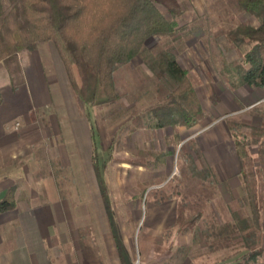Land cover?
<instances>
[{"label": "rangeland", "instance_id": "rangeland-1", "mask_svg": "<svg viewBox=\"0 0 264 264\" xmlns=\"http://www.w3.org/2000/svg\"><path fill=\"white\" fill-rule=\"evenodd\" d=\"M153 1L162 11L180 9L183 12L181 26L185 25L186 30L179 33L176 41L166 37L151 39L144 55L116 73L121 101L110 107H89V111L96 131L102 136V145L96 150L98 171L113 180L141 176L144 173L139 171L140 165L147 166L150 169L147 175L154 180L150 185L159 189H153L148 197L145 195L142 202L152 200L151 195L156 197V203L167 201L164 205L172 208V212L178 209L177 223L161 231L165 223H160V218L149 220L147 204L134 205L128 197L129 191L115 189V183H111L113 193L106 184L105 200L113 212L118 213L114 217L119 229L127 233L126 237L134 239V261L139 260L141 264H239L246 258L249 246L238 232L230 234L225 228L235 226L233 212L242 217L251 216L250 208L240 203L248 199L250 187H255L261 212L260 242L256 246L264 249V106H256L264 100H256L258 88L240 84L239 66L243 70L250 67L244 60L253 46L239 48L229 40L228 34L240 24L258 28L260 22L238 11L237 0ZM168 50L189 73L207 118L182 133H175L171 127L132 132L135 126L132 120L137 115L142 117L176 88L174 82L158 80L149 66L152 63L158 71V61ZM261 92L264 95V89ZM227 122L241 127L242 134L247 136L246 147H234L235 139ZM222 144L235 148L241 169L250 174V183H246L241 174L229 176L230 171L225 172L222 163L213 167L210 151ZM139 185L135 183V187ZM118 186L125 187L128 183ZM75 187L79 195L74 191L72 195L79 196L75 198L79 205L81 194L79 186ZM198 215L201 217L193 233L182 234L179 220L181 223L182 218L185 224ZM150 225L152 231H149ZM208 233L209 240L205 236ZM261 259L264 260V255Z\"/></svg>", "mask_w": 264, "mask_h": 264}, {"label": "crops", "instance_id": "crops-1", "mask_svg": "<svg viewBox=\"0 0 264 264\" xmlns=\"http://www.w3.org/2000/svg\"><path fill=\"white\" fill-rule=\"evenodd\" d=\"M21 66L24 83L13 88L0 64V199L10 192L16 204L14 210L0 213V264H133L134 239L119 229L114 217L118 213L105 200L106 184L112 193L111 183L122 192L127 189L134 205L147 204L149 220L165 223L161 231L175 226L178 209L172 212L164 205L167 201L156 203L154 195L142 202L159 189L150 185L154 180L145 165H140L141 176L113 180L98 171L93 156L95 146L102 145L101 133L91 112L83 110L52 42L21 56ZM256 90L261 102L263 92ZM216 148L210 151L213 167L222 163L229 176L240 175L235 148ZM261 258L251 264H264Z\"/></svg>", "mask_w": 264, "mask_h": 264}, {"label": "trees", "instance_id": "trees-1", "mask_svg": "<svg viewBox=\"0 0 264 264\" xmlns=\"http://www.w3.org/2000/svg\"><path fill=\"white\" fill-rule=\"evenodd\" d=\"M237 5L238 11L260 22L258 28L240 24L228 34L239 48L253 46L244 60L250 67L243 70L239 66L240 84L264 89V0H237ZM182 18L180 9L162 11L153 0H0V64L16 88L24 83L21 56L37 50L40 43L52 42L83 110L110 107L122 99L116 88V73L144 55L151 39L166 37L176 41L179 33L186 30L185 25L181 26ZM150 64L158 80L174 82L176 88L142 117L137 115L132 120L135 125L132 132L167 127L192 129L203 122L207 115L189 73L179 65L172 51L162 53L158 71ZM227 124L235 146L246 147L247 136L242 134L241 127L233 122ZM96 150L95 146L93 160L98 164ZM241 175L250 183V174L243 167ZM249 190L248 199L240 203L250 208L251 216L233 212L235 226L225 228L230 234L238 232L249 246L246 258L239 264L255 263L264 255V249L256 246L260 242V206L255 187ZM15 207L10 192L0 199V213ZM200 217L185 224L181 218V233H193ZM205 236L210 239L209 233Z\"/></svg>", "mask_w": 264, "mask_h": 264}, {"label": "built area", "instance_id": "built-area-1", "mask_svg": "<svg viewBox=\"0 0 264 264\" xmlns=\"http://www.w3.org/2000/svg\"><path fill=\"white\" fill-rule=\"evenodd\" d=\"M133 264H141V262L139 260H137Z\"/></svg>", "mask_w": 264, "mask_h": 264}]
</instances>
